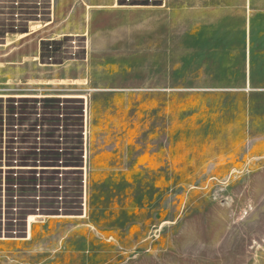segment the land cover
Returning <instances> with one entry per match:
<instances>
[{
  "label": "rangeland",
  "instance_id": "obj_1",
  "mask_svg": "<svg viewBox=\"0 0 264 264\" xmlns=\"http://www.w3.org/2000/svg\"><path fill=\"white\" fill-rule=\"evenodd\" d=\"M24 5L0 17V264H264L263 85L211 91L160 45L170 12L245 0Z\"/></svg>",
  "mask_w": 264,
  "mask_h": 264
},
{
  "label": "crops",
  "instance_id": "obj_2",
  "mask_svg": "<svg viewBox=\"0 0 264 264\" xmlns=\"http://www.w3.org/2000/svg\"><path fill=\"white\" fill-rule=\"evenodd\" d=\"M64 1V0H62ZM170 32L163 43L175 72H195L198 85L231 86L242 79L252 92L260 79L264 88V4L245 0L239 12L198 7L169 13ZM150 54L154 51L150 45ZM221 80V82H217ZM256 85V84H255Z\"/></svg>",
  "mask_w": 264,
  "mask_h": 264
},
{
  "label": "bare ground",
  "instance_id": "obj_3",
  "mask_svg": "<svg viewBox=\"0 0 264 264\" xmlns=\"http://www.w3.org/2000/svg\"><path fill=\"white\" fill-rule=\"evenodd\" d=\"M45 2H46V0H0V17L2 16V17H7L6 15H8V14H12V11H14L12 8H10V7H12V5H15L17 8L15 9V12H16V14L17 13H21V14H19V18L20 17H23V19H24V15L26 14L25 13V9L23 8V6H25L24 4H26V3H32V4H34V3H37V5H45ZM54 3H55V1H54ZM11 5V6H10ZM30 5V4H29ZM32 6V5H31ZM21 7V8H20ZM26 7V6H25ZM36 7V6H35ZM45 7V6H44ZM20 8V9H19ZM34 8V7H33ZM40 8V7H39ZM42 8V7H41ZM55 8V7H54ZM29 10V9H28ZM30 10H32L31 8H30ZM36 10H38V9H36ZM44 11V10H43ZM30 14V13H29ZM42 16V15H41ZM9 18V17H8ZM53 20H54V14H53V18H52ZM13 20V19H12ZM20 21V20H19ZM48 25V24H47ZM36 27V26H35ZM35 27H32L31 28V32L30 33H27V34H22L21 36H18L17 38H12V41H16V40H23V39H26L27 37H29V36H32V35H34L37 31H39V30H41V29H43V28H41V25L38 27V28H35ZM19 29H21V28H19ZM39 29V30H38ZM85 35V34H84ZM21 37V38H20ZM8 39V38H7ZM78 40V39H77ZM77 40H75L74 42L75 43H73V49H71L72 47H70L69 49L70 50H73V52H79L80 50H82V49H79V46H80V42H78ZM7 41V40H6ZM53 41H57V39L56 38H54V39H52V42ZM11 43H14V42H11ZM72 43L70 44V45H72ZM51 45H52V48H51V54L52 55H56V53H57V49H58V47H57V45L55 44V43H51ZM65 48H66V46H64ZM81 48V47H80ZM62 50H63V48H62ZM38 59L37 58H34L33 57V60H31V61H29V62H24L23 64H27V63H32V62H36ZM55 61V60H54ZM47 67V66H46ZM52 67V66H51ZM54 67H60V66H54ZM59 81V80H58ZM61 82L62 81H64V80H60ZM59 81V82H60ZM66 81H68V80H66ZM76 81H78V80H72V84L71 85H76L77 83H76ZM60 82V83H61ZM65 82V81H64ZM70 82V81H69ZM62 84H64V83H62ZM66 84H69V83H67L66 82ZM79 98H82V99H84L85 97H83V96H79ZM39 167V166H38ZM12 169V168H11ZM35 169H37V168H35ZM40 170V169H39ZM30 171V170H29ZM32 171V170H31ZM61 177V176H60ZM33 223H35V220H34V218H30L29 219V229L33 226Z\"/></svg>",
  "mask_w": 264,
  "mask_h": 264
},
{
  "label": "built area",
  "instance_id": "obj_4",
  "mask_svg": "<svg viewBox=\"0 0 264 264\" xmlns=\"http://www.w3.org/2000/svg\"><path fill=\"white\" fill-rule=\"evenodd\" d=\"M59 52H60V50H59ZM62 55V54H61Z\"/></svg>",
  "mask_w": 264,
  "mask_h": 264
}]
</instances>
